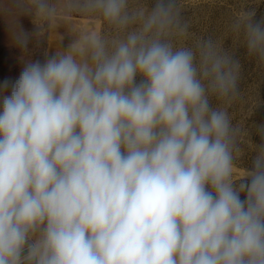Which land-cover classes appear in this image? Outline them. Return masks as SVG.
I'll list each match as a JSON object with an SVG mask.
<instances>
[{"label":"clouds","instance_id":"9594fccd","mask_svg":"<svg viewBox=\"0 0 264 264\" xmlns=\"http://www.w3.org/2000/svg\"><path fill=\"white\" fill-rule=\"evenodd\" d=\"M63 9L105 30H69L67 46L62 36L33 61L29 39L51 27L58 0H0L25 54L0 84V264H264V143L242 166L228 111L240 60L193 38L180 0ZM255 16L240 12L230 30L264 65Z\"/></svg>","mask_w":264,"mask_h":264},{"label":"rangeland","instance_id":"374dc122","mask_svg":"<svg viewBox=\"0 0 264 264\" xmlns=\"http://www.w3.org/2000/svg\"><path fill=\"white\" fill-rule=\"evenodd\" d=\"M65 0H58L60 14L51 22V27L45 26L41 38L30 37L28 56L33 60L43 62L46 53L55 52L57 42L64 37L62 46H67L71 37L69 30L92 29L104 31L105 25L95 17L83 16L65 12ZM144 3L146 0H139ZM182 15L190 25V32L195 37H209L219 42L224 49L231 51L242 65L239 82L240 96L230 106L229 114L233 124L239 129V139L242 148L241 164L251 168L256 153L252 143H264L257 131V126H264V65L247 55L242 37L230 30L234 18L242 11L255 7V20L264 18V0H180ZM151 3V0H150ZM11 15L0 14V84L5 79L15 81L24 66L21 49L14 46L9 35L7 21ZM20 26L28 33H33L35 25L32 17H18ZM139 79V77H137ZM243 199V195L241 197Z\"/></svg>","mask_w":264,"mask_h":264}]
</instances>
